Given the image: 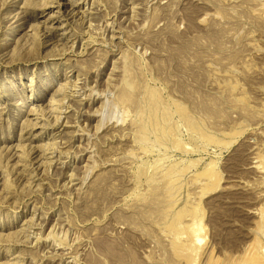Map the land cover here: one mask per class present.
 Wrapping results in <instances>:
<instances>
[{
    "label": "rangeland",
    "instance_id": "obj_1",
    "mask_svg": "<svg viewBox=\"0 0 264 264\" xmlns=\"http://www.w3.org/2000/svg\"><path fill=\"white\" fill-rule=\"evenodd\" d=\"M0 89V264H264V0H0Z\"/></svg>",
    "mask_w": 264,
    "mask_h": 264
},
{
    "label": "bare ground",
    "instance_id": "obj_2",
    "mask_svg": "<svg viewBox=\"0 0 264 264\" xmlns=\"http://www.w3.org/2000/svg\"><path fill=\"white\" fill-rule=\"evenodd\" d=\"M4 89V88H3ZM3 89H0V93L2 92V91H4ZM8 92V91H7ZM34 97H36V95L34 94V92L33 93H31L29 96H28V99H33ZM18 105H22L21 103H18V104H14V107L15 106H18ZM36 109L37 108H31L30 110H29V114H31V115H33V114H35L36 113ZM14 114V113H13ZM57 121V120H56ZM191 229V228H190ZM191 231H193V230H191ZM189 232V231H188ZM29 235V234H28ZM192 236V235H191ZM182 239V238H181ZM194 240H196V238L194 239ZM188 241V240H187ZM191 241V240H190ZM192 242V241H191ZM194 242V241H193ZM187 244H190V243H187ZM186 245V244H185ZM195 246V245H194ZM183 247H185V246H183ZM193 251V250H192ZM263 251V250H262ZM187 252V251H186ZM258 253V252H257ZM259 253H260V251H259ZM199 254V253H198ZM262 254V253H261ZM254 255H255V253H254ZM259 256V255H258ZM254 257H256V256H254ZM260 258H261V256H259ZM259 257H256V258H259ZM12 259H14V261H16L18 258L20 259L21 258V254L20 253H16V252H14L13 254H12V257H11ZM10 258V259H11ZM252 258H253V256H252ZM255 263V262H254ZM259 263V262H258Z\"/></svg>",
    "mask_w": 264,
    "mask_h": 264
}]
</instances>
